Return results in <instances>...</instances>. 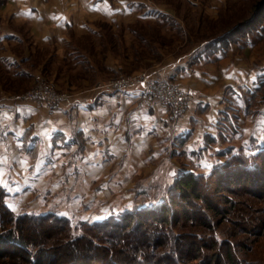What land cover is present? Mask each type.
Segmentation results:
<instances>
[{
    "label": "crops",
    "instance_id": "1",
    "mask_svg": "<svg viewBox=\"0 0 264 264\" xmlns=\"http://www.w3.org/2000/svg\"><path fill=\"white\" fill-rule=\"evenodd\" d=\"M162 1L170 7L151 0H0V86L9 89L12 81L19 90L23 85L18 84L44 67L53 74L58 69L76 72L87 68L98 73L81 43L84 36H102L99 22L114 28L158 22L170 28L165 23L170 20L183 29L173 10L180 5L191 12L203 9L218 14L230 3ZM221 35L194 44L188 52L169 57L151 69L152 78L175 82L192 98L190 114L182 122L173 120L169 108L157 102L139 108L146 90L144 82L115 89L91 86L83 89L89 94L74 95L53 107L0 99V186L5 189L9 208L18 213L31 197L46 200L59 193L70 195L74 184L83 186L84 181H135L136 170L155 160L168 161L172 155L185 160L186 154L209 152L228 112V89L237 99L241 82L249 83L250 89L259 83L258 69L237 64L242 57L240 50L254 48V37L244 41L236 37L228 44L227 35ZM54 61L60 68L52 69ZM115 65V60H110L106 67L114 72ZM7 73L11 79L4 76ZM81 79L67 84L76 88L85 80ZM102 79L96 76V83ZM83 83L89 85L86 80ZM92 89L96 91L89 92ZM201 161H197L198 167ZM178 168L171 170L173 176ZM150 169L154 170L152 165ZM99 193L104 190L99 188L94 194ZM105 211L108 213L102 218L92 213L81 217L102 221L118 213L113 208Z\"/></svg>",
    "mask_w": 264,
    "mask_h": 264
},
{
    "label": "rangeland",
    "instance_id": "2",
    "mask_svg": "<svg viewBox=\"0 0 264 264\" xmlns=\"http://www.w3.org/2000/svg\"><path fill=\"white\" fill-rule=\"evenodd\" d=\"M151 1L159 2L160 4L170 7L168 3H164L162 0ZM262 2L263 0H228V8L220 10L218 14H213L203 9L199 12H191L187 9H181L180 5L178 9L173 10L180 19L183 29L180 27L181 25L176 27L175 23L173 24L170 20L165 21L170 28L158 22L141 24L136 22L135 24H128L126 28H114L112 25L99 22L98 28H100L102 36L98 39V37H94V35H87L84 36V40L81 43L82 50L97 66L98 73L94 70L92 72L90 68H87L85 71L77 70L76 72L58 69L57 73L53 74V71L52 73L49 68L44 67V69L42 68L38 73L30 77V80L18 84L23 85L19 90L13 87L12 81L8 83L9 89L8 87L0 86V99L35 101L53 107L64 103L74 95L80 96L82 94H89L85 93L83 89L91 86H95L97 89H115L116 87L144 82L146 84L145 91H147L149 85H147L146 79H151V81L158 80V82H170L168 79L152 78L150 75L151 69L157 68L169 57L188 52L194 44L205 40H211L214 37L219 38L221 34V36H223L235 32V29L242 26L252 17L253 13H255ZM258 23L257 30L249 31V33H247V31L241 32L240 34L238 33L234 38L237 37L241 41H244L250 37H254V42L250 39L251 42L255 44L254 48L248 47L247 50H240L238 53L242 57H240L241 59L238 57V60H236L237 64L242 65L243 68H252L251 70L258 69L260 71L258 74L260 83L261 81L264 82V36H260L262 32L264 33V27H262L264 26V18ZM256 38L259 40H256ZM31 44L33 45V43ZM110 60H115L116 71L114 72L106 67L107 62ZM55 68H60V63L54 61L52 69L54 70ZM2 71L0 66V73ZM74 72L75 74H73ZM4 76L11 79L8 73ZM96 76L103 78V81L96 83ZM0 78L3 82V78L1 76ZM81 78L88 81L89 85H83L85 81L83 79L84 81L82 83L80 81L77 83L76 88L71 87L72 80H82ZM67 81H69L71 85L67 84ZM118 81H126V83L117 86L116 83ZM248 82H250V80L247 81V83ZM14 83L17 84V82ZM242 83L243 82H241L240 89L242 91L239 95L240 98H232V91L228 89V112L221 120L217 138L210 143L211 149L209 152L199 156L184 154L187 158L185 160L174 155L169 156L170 159L168 161L155 160L157 161L156 163H148L144 168L141 169L139 167L136 170L135 181H84L83 186L76 187L74 184L72 188L73 192L70 194L72 197L71 200L69 199V193H59L46 200L44 198H33L30 196L31 198L29 197L30 199L27 201L29 204L22 212L30 211L44 215L50 212L53 213L63 210L64 213L61 211L56 213L61 216L69 217L72 224L76 225L79 221L84 219L81 217L83 213H92L102 218L108 213L105 211V208H107L108 211H110V208L118 212L128 209L132 211L134 206L140 205L141 207H145L146 205H151L157 201V199H165L168 186L175 181L176 177H178L181 172L193 171L207 173L212 171L215 166L217 167V165L227 161L230 155L236 153L237 148L242 149V147L250 146L256 143V141L264 145V89L255 99L251 93V90L255 88L250 89L249 83H243V85ZM171 84L184 91L179 84L175 82ZM255 85L256 83L254 86ZM47 88L60 96V100H58L56 104H53L51 100L43 96H38L33 100L28 97L31 91H36L37 89L45 90ZM91 91H96V89H92L89 92ZM188 96L190 97V95ZM188 100L190 106L192 104V98L190 97ZM142 101H144V98ZM143 104V107H140L139 104V108L143 109L146 105H149L144 102ZM170 108L172 109V106L169 107L170 117L175 120L171 115L174 113V106L172 112ZM189 114L190 108L187 109L186 114L182 118L176 121H184ZM199 159H202V161L198 167L197 161L199 162ZM151 165L154 170L150 169ZM174 165L180 167L178 168L180 169L179 172L175 171L176 176H173L174 171H171L175 168ZM145 170H147V172ZM99 188L101 190L103 189L104 193H99L98 195L94 194L97 193ZM77 191L80 192L78 193ZM78 194L80 197L77 196ZM249 203H252L254 206V209L248 207L246 212V214L251 217V222H255L256 219L264 217V214L260 215L256 213L257 211L255 208L257 207L258 210L260 209L259 202L251 200ZM239 209H243V205ZM86 210H88V212H86ZM69 211L72 213L66 215V212ZM22 212L20 211L18 213ZM84 220L88 221L89 219ZM94 222L97 221L94 220ZM47 223L49 222L38 225L35 223L29 224L28 222L24 225V233L29 238L26 241L33 244L35 249L39 247L52 256L55 254L58 255L59 252H63L59 256V259H55L52 264H97L101 262L99 256L97 253L93 252L92 248L86 252L88 254L78 255V261L75 263L64 260L63 256L65 255V249L63 251V246L66 233L53 226L54 224L50 225ZM186 231L189 232L190 230ZM249 243L252 245V249L244 250L246 256L249 259L255 258L264 260V239L257 236V238L253 240L249 239L248 244ZM131 244L136 245L137 243L134 241ZM119 252L126 256L131 255L132 252L134 254L135 251L123 246L120 248ZM28 253L30 252L23 251L19 247L2 248L0 249V264H29L27 260L29 258ZM26 256L28 257L27 259Z\"/></svg>",
    "mask_w": 264,
    "mask_h": 264
},
{
    "label": "trees",
    "instance_id": "3",
    "mask_svg": "<svg viewBox=\"0 0 264 264\" xmlns=\"http://www.w3.org/2000/svg\"><path fill=\"white\" fill-rule=\"evenodd\" d=\"M263 18L264 0L241 28L225 36L228 44L238 33L257 30ZM263 89L261 81L251 90L255 99ZM257 143L237 148L210 172H181L168 186L165 199L97 222L82 219L73 225L69 217L56 212L15 214L0 186V249L19 247L30 252L29 264H52L63 252L52 256L35 249L24 233L28 222H49L65 231L63 259L73 263L92 248L101 261L97 264H264L263 259H249L244 251L252 249L249 239H264V217L251 222L246 214L248 207L254 209L251 200L259 202L256 213L264 214V145ZM134 241L136 245L131 244ZM123 246L134 254L122 255Z\"/></svg>",
    "mask_w": 264,
    "mask_h": 264
},
{
    "label": "built area",
    "instance_id": "4",
    "mask_svg": "<svg viewBox=\"0 0 264 264\" xmlns=\"http://www.w3.org/2000/svg\"><path fill=\"white\" fill-rule=\"evenodd\" d=\"M42 1L47 2L48 0ZM145 81L147 85H149V89L145 91L141 97L140 107L144 106L143 102L145 104H151L157 101L159 104L167 108L172 106V109L170 108L171 112L173 111L174 106V113L171 115L175 120L182 118L186 114L187 109L190 108L188 100L190 97L184 91L173 86L171 84L172 81L158 82V80L151 81V79H146ZM124 83H126V81H118L116 85H123ZM38 96H43L44 98L51 100L53 104H56V102L60 100V96L49 88L45 90L37 89L36 91H31L28 97L33 100ZM143 98L144 101H142Z\"/></svg>",
    "mask_w": 264,
    "mask_h": 264
}]
</instances>
